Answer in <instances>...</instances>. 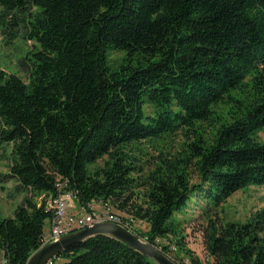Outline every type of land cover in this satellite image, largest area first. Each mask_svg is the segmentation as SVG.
<instances>
[{
	"label": "trees",
	"instance_id": "16d2710c",
	"mask_svg": "<svg viewBox=\"0 0 264 264\" xmlns=\"http://www.w3.org/2000/svg\"><path fill=\"white\" fill-rule=\"evenodd\" d=\"M0 30L30 42L25 79L0 67V154L27 193L0 216V264H27L51 216L39 197L64 190L144 221L147 243L189 264L203 263L178 216L205 200V264H264V207L245 222L218 211L264 184V0H0ZM109 48L124 53L114 68ZM176 134L174 154L139 157ZM57 257L156 264L105 235Z\"/></svg>",
	"mask_w": 264,
	"mask_h": 264
},
{
	"label": "rangeland",
	"instance_id": "374dc122",
	"mask_svg": "<svg viewBox=\"0 0 264 264\" xmlns=\"http://www.w3.org/2000/svg\"><path fill=\"white\" fill-rule=\"evenodd\" d=\"M29 45L30 42L25 41L24 38L18 37L16 39H10L0 30V67L7 72L15 73L22 79H25L26 71L21 63V58ZM123 55V52L113 51L109 48L107 53V65L114 68L122 61ZM258 136L264 141V130L260 132ZM183 140V137L176 134L164 140L142 142L139 144L142 149V153L139 154V157L143 160L148 159L154 162V158L152 157H156L158 150L162 149L163 151H170L171 154H174ZM103 162L104 158L98 160L96 166H102ZM8 172L7 160L4 155L0 154V216L12 215L16 206H18L22 202L24 196L27 195L26 192H18L16 190V182L14 178L9 176ZM194 179H196L195 176L193 181ZM93 204H96L95 211L99 212L103 209L105 203L102 201H95ZM207 205L205 200H200L196 204H191V210H188L187 216L182 214L178 216V218L183 219L182 228L183 234L185 235V247L203 264L210 261V258L206 252L203 236L199 229L202 227V221L198 220L199 217L197 215L200 213V210ZM262 207H264V184L252 185L238 190L219 207L218 211L223 223L245 222L250 218L253 212ZM112 210L123 219L130 218L128 214L113 207ZM194 217L195 219H193ZM132 227L139 238L145 242V237L139 235V232H143L147 229L146 223L144 221L135 220ZM49 229L50 224L47 220L44 225V232H48ZM162 243L164 244V242ZM168 253L176 262L189 264L187 257L174 249V247L170 246V252ZM64 262L65 260L63 258L55 257L53 264H63Z\"/></svg>",
	"mask_w": 264,
	"mask_h": 264
},
{
	"label": "built area",
	"instance_id": "2783aa9c",
	"mask_svg": "<svg viewBox=\"0 0 264 264\" xmlns=\"http://www.w3.org/2000/svg\"><path fill=\"white\" fill-rule=\"evenodd\" d=\"M76 198L74 192L67 190L56 195H41L39 197V204L42 203L46 211L51 214L49 219L50 229L48 232H44L41 247L46 243L58 240L64 235L101 222H112L135 233L132 227L135 219L132 217L123 219L114 213L112 207L107 203L99 212L95 211L94 202L77 205ZM144 240L147 242L146 238ZM50 262L51 260L48 263Z\"/></svg>",
	"mask_w": 264,
	"mask_h": 264
},
{
	"label": "water",
	"instance_id": "95a60500",
	"mask_svg": "<svg viewBox=\"0 0 264 264\" xmlns=\"http://www.w3.org/2000/svg\"><path fill=\"white\" fill-rule=\"evenodd\" d=\"M96 235L112 237L151 259L156 264H177L171 257L167 256L156 247L142 241L136 233L112 222L95 223L64 235L56 241L46 243L30 256L27 264H47L70 245Z\"/></svg>",
	"mask_w": 264,
	"mask_h": 264
},
{
	"label": "crops",
	"instance_id": "0c3cea01",
	"mask_svg": "<svg viewBox=\"0 0 264 264\" xmlns=\"http://www.w3.org/2000/svg\"><path fill=\"white\" fill-rule=\"evenodd\" d=\"M78 205V204H77ZM95 206H96V204H95Z\"/></svg>",
	"mask_w": 264,
	"mask_h": 264
}]
</instances>
